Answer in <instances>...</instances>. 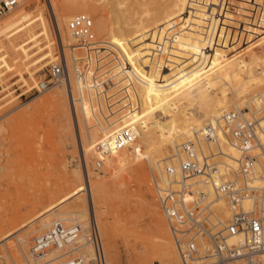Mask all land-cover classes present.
<instances>
[{"label": "rangeland", "instance_id": "1", "mask_svg": "<svg viewBox=\"0 0 264 264\" xmlns=\"http://www.w3.org/2000/svg\"><path fill=\"white\" fill-rule=\"evenodd\" d=\"M17 1L18 6L13 11L0 17V25L17 17L21 30L25 20L24 9L28 12L41 9L49 29L40 26L35 33L20 34L17 42L22 46V52L19 56L14 50L6 49L0 40V264H59L64 260L65 254L70 253L69 246L65 249L59 246L44 249L36 258L31 254L30 247L34 239L52 225L67 227L75 224L71 220L74 217L72 211L81 208L85 194L84 191L76 196L74 193L83 186L81 170L85 173V168L89 181L100 187V198L105 202V215L99 214L98 217L109 219L106 228L99 221L96 223L106 264H160L157 257L151 259L158 239L166 237L171 245L172 239L159 209L152 181L151 172L155 176L157 172L144 157L141 143L127 115L128 109L134 105L132 83L123 75L112 47L105 45L92 56L91 67L99 69L97 76L109 81L106 87L93 83L92 75L85 74L82 78L86 87L77 84L78 78L71 71L69 78L75 102L77 97L83 98L85 91L96 97V90H102L110 97L108 103L103 101L104 94L100 95V105L96 106L94 100L91 106L83 108V113H77L76 120V116L70 113L64 82L43 93L24 96L22 93L34 85L40 69L54 60L58 52L61 53V42L46 0ZM93 1L97 9L90 16L94 27L100 14L109 16L112 1L113 5L118 2L115 9L120 10L130 8L134 0ZM139 1L141 4L135 7L137 13L132 16V21L141 20L146 27L158 31L157 20L160 22L163 15L159 4L162 0ZM245 3V12L238 15L233 12L232 21L239 35L233 40L235 43L225 58L241 56L244 60H264V0H247ZM128 18L125 16L121 20L130 22ZM108 21L113 20L110 18ZM155 35L159 36L157 32ZM94 38L100 43L104 39L95 33ZM65 43L67 46L63 49L69 70H72L70 50L73 49V41L67 37ZM76 47L73 49L76 55H86L82 46H79V51ZM166 54L168 56L163 54L165 59L168 57L167 60L171 61L172 54ZM217 73L221 75L216 71L212 74L213 79L219 77ZM30 74L32 77H29ZM19 79H25L28 86ZM104 102L107 107L110 104L108 109ZM155 115L156 119H160L159 112ZM121 118L128 122L122 124ZM125 132L129 139L124 144H112V136ZM102 141L110 142L113 148L105 156L98 151ZM135 146L140 149L137 152L139 156L134 151ZM124 150L129 151L131 157L122 156ZM171 152L168 145L160 157L167 158ZM98 160H101L100 167L95 166ZM164 162L166 167L170 165L168 159ZM78 216L87 219L88 224L87 213ZM82 243V240L79 241L80 247H75L73 251L84 255V248L90 247Z\"/></svg>", "mask_w": 264, "mask_h": 264}, {"label": "bare ground", "instance_id": "2", "mask_svg": "<svg viewBox=\"0 0 264 264\" xmlns=\"http://www.w3.org/2000/svg\"><path fill=\"white\" fill-rule=\"evenodd\" d=\"M46 1L53 15L59 42L63 46H67L65 40L68 37L73 41V49L76 46L81 47L70 34L67 22L76 14H85L90 17L91 13L97 10L95 2L93 0ZM157 1L160 0L154 2ZM233 1L234 3H232ZM246 1L162 0L159 4L163 8V15L160 22L157 20L158 31L156 28H154L155 30L152 29L159 36H156V32L153 33L150 27L143 25L141 20L132 21V16L137 13L135 7L141 4L139 0H134L130 8L125 7V9L120 10L115 9L118 2L116 1V4L113 5L111 4L112 1L110 3L112 10L109 12V16L100 14L94 27H92L97 36L104 37L102 43L95 40L99 44L96 48L99 49L91 50L95 47L82 45L86 52L84 57L89 65H92L91 58L93 55L101 51L105 45L111 46L112 51L117 56V62L121 64L124 71L122 72L123 75L132 83L134 105L128 109L127 115L130 116V124H133L139 139L138 142L141 143L144 157L157 172L156 176L153 174L157 180L155 183L157 189L167 186L172 190L178 189L180 146L197 136L206 123L213 122L223 112L242 108H247L250 113H254L256 116L263 114L264 60H257L256 58L244 60L241 56H227L225 58L235 43L233 40L237 39L239 35L238 28L232 21V17L235 16L233 12H236L237 15L245 12L247 9ZM125 16L129 17L128 21L130 22H122L121 19ZM23 17L25 20L21 24V30H19L20 25L17 17L0 25L1 42L6 49L14 50L16 56L22 52V46L17 42L20 34L25 35L29 31L35 33L40 26L49 29L47 19L41 9L31 12L24 9ZM110 18L113 21L109 22ZM107 41L109 43H106ZM165 45L167 46L164 47ZM78 48L79 51L80 48ZM81 51L83 53V50ZM162 53L166 56H168L166 53H171V61L167 60L168 57L165 59L166 56H163ZM153 54L156 58L153 57ZM216 71L221 72V75L217 73L219 77L213 79L212 74ZM88 75H92V70L87 71L86 76ZM29 77H32L31 74ZM77 78L78 85L87 86L82 83V78ZM20 82L28 86L25 79ZM63 82L66 87L70 113L76 116V120L77 113H83V108L88 105L91 106V102L94 100L95 103L97 102L96 106L100 105L101 102L98 99L102 92L104 93L103 101L109 97L102 90L101 92L96 90V97L92 96L89 91H85L84 94L82 93L83 98L76 96L78 101L75 102L70 78L69 83L65 80L58 84ZM174 102L176 105L172 106ZM105 106L108 109L107 105ZM96 108L98 109V107ZM156 112L161 114L160 119H156ZM121 121L122 124L128 122L124 118H121ZM114 136L111 137L110 141L115 145L124 144L129 139L126 132L123 134L120 143L114 141ZM168 145L172 149L171 154L167 158H161L162 152L166 150ZM104 146H106V150L102 148ZM112 149L110 142L107 141H102L98 145L101 156L111 153ZM139 150L137 146L134 147L135 153ZM228 151L233 157H236L235 150L229 149ZM128 152L124 150L122 156L126 157L130 154ZM165 159L169 161L168 167L164 162ZM100 164L101 160H98L95 166L100 167ZM262 168H264V160L260 159L255 167V172H259ZM86 170L85 168V173L81 170L83 186L74 193L76 196L78 192L84 191L83 205L81 208L72 211L74 217L71 220L75 221L74 225L84 227L87 225V219H80L78 215L87 213L88 222L94 219L96 223L99 221L106 228L109 224L108 217H105L104 220L98 217L99 214L105 215L106 209L105 202L100 198L101 189L94 182L89 181ZM74 194L72 195L74 196ZM70 198L72 199V197ZM217 206L221 216L228 218L229 211L225 204L220 202ZM231 241L238 243V238H233ZM81 245H85V243ZM69 247V252L75 249V247ZM82 256L85 258L91 256V248L85 247ZM153 257H157L160 264H178L173 242L171 245L166 237L158 239L151 259Z\"/></svg>", "mask_w": 264, "mask_h": 264}, {"label": "built area", "instance_id": "3", "mask_svg": "<svg viewBox=\"0 0 264 264\" xmlns=\"http://www.w3.org/2000/svg\"><path fill=\"white\" fill-rule=\"evenodd\" d=\"M17 5V0H0V17ZM92 27V19L85 14H76L67 22L79 45L95 50L99 44ZM63 47L61 43V53L40 69L34 85L22 93L24 96L43 93L60 81L69 83L70 71L83 78L92 70L93 83L102 88L108 85L106 78L97 76L99 69L91 68L85 57L73 50L69 70ZM262 111L260 116L247 108L223 112L206 123L197 136L184 142L179 153L178 189H157V180L151 173L178 264H264V168L255 172L260 159L264 160V103ZM122 139V133L114 136L117 143ZM102 148L106 150V146ZM229 149L236 151V157ZM220 202L228 209V218L217 210ZM233 238H238V243L232 242ZM81 239L91 248V256L85 258L72 251L59 264H106L94 219L84 227L52 225L34 239L30 252L36 258L50 247L78 248Z\"/></svg>", "mask_w": 264, "mask_h": 264}, {"label": "crops", "instance_id": "4", "mask_svg": "<svg viewBox=\"0 0 264 264\" xmlns=\"http://www.w3.org/2000/svg\"><path fill=\"white\" fill-rule=\"evenodd\" d=\"M17 77H20V76H17ZM21 80H23V79H19V82H20Z\"/></svg>", "mask_w": 264, "mask_h": 264}]
</instances>
